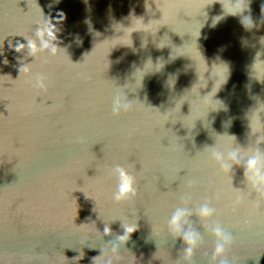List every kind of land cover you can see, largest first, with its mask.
Instances as JSON below:
<instances>
[{
	"label": "water",
	"instance_id": "95a60500",
	"mask_svg": "<svg viewBox=\"0 0 264 264\" xmlns=\"http://www.w3.org/2000/svg\"><path fill=\"white\" fill-rule=\"evenodd\" d=\"M232 151L264 154V0H0V264H219L216 225L225 264H264V193L212 157Z\"/></svg>",
	"mask_w": 264,
	"mask_h": 264
},
{
	"label": "clouds",
	"instance_id": "9594fccd",
	"mask_svg": "<svg viewBox=\"0 0 264 264\" xmlns=\"http://www.w3.org/2000/svg\"><path fill=\"white\" fill-rule=\"evenodd\" d=\"M29 50L35 54L38 51H42L47 45L44 43L41 34L38 32L36 34V39L34 41L27 42ZM17 49V51H21ZM27 71V69H25ZM40 83V78L37 77V84ZM114 111L121 108L127 109L128 105L121 100L119 96L113 99ZM213 159L217 163H220L222 167L241 168L243 170V176L252 186L259 192L264 193V154L252 153L248 155H242L237 151H232L228 153L227 159L230 163H224V156L218 152L212 153ZM113 174L117 179L116 189L113 192V199L116 201L126 200L132 196L136 195V177L129 172L125 167L117 165L113 170ZM198 216L201 220H207L213 215V209L209 207L208 204H203L198 209ZM190 215L187 207H177L169 218L168 225L169 229L178 235L184 241L186 246L185 257L190 259L193 249L195 248L199 236L198 234L191 231H184L183 225L188 222L187 218ZM108 231L107 229L105 230ZM137 230L134 227H128L123 230L122 234L117 237L121 241H129L132 234ZM212 234L216 239L217 243L213 250V261H219V264H225L223 260L225 251L231 243V237L226 234L223 229L216 225L212 227ZM115 250V249H113Z\"/></svg>",
	"mask_w": 264,
	"mask_h": 264
}]
</instances>
